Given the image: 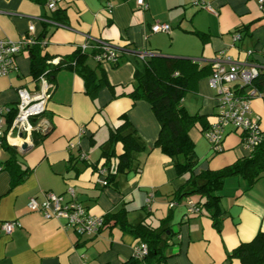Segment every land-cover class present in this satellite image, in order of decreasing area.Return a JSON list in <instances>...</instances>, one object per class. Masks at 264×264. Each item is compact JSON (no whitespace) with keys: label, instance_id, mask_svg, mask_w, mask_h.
<instances>
[{"label":"crops","instance_id":"crops-1","mask_svg":"<svg viewBox=\"0 0 264 264\" xmlns=\"http://www.w3.org/2000/svg\"><path fill=\"white\" fill-rule=\"evenodd\" d=\"M206 1L214 11L193 9L189 0H146L144 10L136 6V0H60L57 6L63 10L64 22L54 25L48 18L53 13L47 0H0V38L19 40L27 35L30 24L39 36L47 23L48 43L42 53L54 63L71 60L80 52L79 46L87 43L80 63L94 71L95 82L103 77L90 94L73 67L55 71V88L44 113L49 131L33 132L32 140L34 133L41 138L32 141L26 151L15 150L27 175L14 186L11 173L4 168L8 154L0 145V264H123L134 256L135 237L118 226L93 236L81 235L63 219H45L28 208L30 197L41 201L48 191L69 199L68 186L92 216L124 209L130 224L146 220L154 226L167 217L166 225L173 234L166 242L165 264H242L229 253L257 232H264V175L251 185L240 175L224 180L219 192V229L205 209L188 214L186 199L195 201L198 195L177 197L187 175H179L173 160L155 146L160 126L149 102L128 96L135 70H143L144 65L130 54L158 52L155 62L160 74L165 72L163 58L185 61L180 66L184 72L192 69L188 61L196 60L193 68L201 73L188 80L182 99L190 114L202 117L189 131L198 157L194 173L216 170L249 155L243 134L231 126L221 152H213L203 135V125L213 122L216 114V100L207 81L208 64L220 50L235 58H243L246 50L253 51L254 60L264 57V1ZM155 22L169 24L170 31L152 33ZM240 29L241 39L233 43V34ZM98 41L109 42L120 52L126 50L117 66L94 61L92 44ZM15 62L17 71L0 76V106H15L18 87L31 92L38 88L32 79L28 49ZM262 94L252 99L251 106L264 134V89ZM123 122L127 123L123 133L137 137L143 148L132 153L129 169L117 172L109 185H103L105 175L97 172L105 167L103 144L111 129ZM114 149L119 154L122 145L117 143ZM111 161L113 166L117 162L116 158ZM5 222L14 223L10 234L2 227Z\"/></svg>","mask_w":264,"mask_h":264},{"label":"trees","instance_id":"trees-1","mask_svg":"<svg viewBox=\"0 0 264 264\" xmlns=\"http://www.w3.org/2000/svg\"><path fill=\"white\" fill-rule=\"evenodd\" d=\"M61 11L63 10L57 6L52 11L53 14L48 18L58 24H63L64 19L61 17ZM237 31L243 32L241 29ZM35 37L37 41L26 47L30 56L32 79L37 84L39 75L47 78L48 82L52 84L49 91L50 95L55 88L54 73L60 68L73 67L82 77L85 90L90 94L103 82V77L99 79V82H95L96 75L94 71L88 65L80 63V59L85 55L81 50L80 52H75L71 60L60 59L56 63L42 53V49L48 43L47 23H44V29L41 34ZM125 51H117L118 56L121 58ZM150 52L152 56L142 59L143 70H135V83L133 89L128 92V96L133 100L143 99L149 102L160 126L155 146L173 160L179 175H187L184 185L176 191L177 197L198 195L197 200H195L200 208L198 213L205 209L207 215L212 219L213 225L219 229L222 218L219 192L222 189L224 180L232 175H240L251 185L264 175V136L249 155L239 158L232 164L222 168L216 170L207 169L195 174L194 169L198 164V157L189 131L202 117L198 114H190L183 106L182 99L188 90V80L191 77L200 75L201 69L193 68L197 61L190 60L188 62L191 64L187 61L186 63L192 69L189 72H184L180 66L181 62L185 63V61L166 57L162 61L165 72L160 74L155 62L158 59L157 57H159V53L156 51ZM96 62L98 64L103 63ZM118 64L119 62L113 64V66ZM208 65L210 67V63ZM255 85L261 91L264 89V73L256 80ZM13 116L14 108L12 107L8 118L11 120ZM126 125L127 123L123 122L120 126L111 129L108 139L103 144V157L106 158L103 166H105L107 171L104 177L106 180L105 185L111 183L117 172L129 169L134 158L132 153L143 148L137 137L131 133H123ZM208 126L209 124L203 125L202 131ZM33 135V143L37 142L38 138H41L35 136V133ZM117 143L122 145V151L119 154H116L114 149ZM0 145L8 154L7 159L4 161V168L11 173V186H14L27 175V171L22 170L17 161L15 146L9 145L3 139ZM112 158L117 160L114 166L111 161ZM102 219L103 223L98 232L109 226H118L121 230L132 234L135 237L136 244L145 243L147 246V253L144 257L138 258L134 255L123 264H136L139 262L144 264H165L167 258L165 255L166 242L173 234L171 228L166 225L167 217L161 219L156 226L146 220H142L137 224H130L126 220V211L120 209L119 211L105 214ZM229 256L237 258L242 264H264V232L259 231L250 241L240 243L229 253Z\"/></svg>","mask_w":264,"mask_h":264},{"label":"built area","instance_id":"built-area-1","mask_svg":"<svg viewBox=\"0 0 264 264\" xmlns=\"http://www.w3.org/2000/svg\"><path fill=\"white\" fill-rule=\"evenodd\" d=\"M60 0H47L46 5L49 10L57 8ZM264 0H259L262 3ZM191 6L200 9L214 11L206 0H189ZM139 9H146V0H136ZM109 12L111 8L108 6ZM54 25H60L51 20ZM151 31L166 32L170 31L167 23L155 22L151 25ZM27 35L19 40L0 38V76L7 75L11 70L17 71L15 62L16 56L26 49L28 45L34 44L36 40L35 26H28ZM241 33L235 31L233 43L241 39ZM45 43V41H44ZM92 58L98 62L116 64L120 57L117 48L109 42L98 41L92 44ZM83 52L88 48L87 43L79 46ZM137 57L141 60L152 56L150 51H139ZM252 50H246L243 58H235L226 50L218 51L209 61L211 72L208 78L209 87L215 91L216 100L215 120L203 130V135L209 142L213 152L223 150L222 142L227 132V127H232L234 131L243 134V144L250 153L263 139L259 119L252 112L251 101L255 97H261L262 91L255 85L256 80L264 73V57L261 60H254ZM52 84L43 75L38 77V88L34 91L26 87H18V101L14 108V116L8 118L11 108L0 106V142L2 139L9 145L19 147L23 143L32 144V133H43L49 129V121L44 117L47 103L50 97ZM83 131V129H82ZM85 157L81 154V159ZM98 173L106 174L105 167H99ZM105 177V176H104ZM102 184H106L105 178ZM69 199H65L63 194L46 192L44 199L38 201L34 197L28 200V208L38 211L45 219L61 218L67 225L73 227L81 235H95L103 223V217L92 216L74 198V191L71 186L67 187ZM151 200V195L146 202ZM173 202L170 203V206ZM186 209L188 214H196L200 208L196 202L189 198L186 199ZM13 222H5L2 227L6 234H10ZM147 253L145 243H138L135 246L134 255L142 258Z\"/></svg>","mask_w":264,"mask_h":264},{"label":"water","instance_id":"water-1","mask_svg":"<svg viewBox=\"0 0 264 264\" xmlns=\"http://www.w3.org/2000/svg\"><path fill=\"white\" fill-rule=\"evenodd\" d=\"M49 130H46L45 132H43L42 134H46ZM32 144H27V143H23L21 144L19 147H17L16 149H18L19 151L23 152L26 151L27 149H29L31 147Z\"/></svg>","mask_w":264,"mask_h":264},{"label":"rangeland","instance_id":"rangeland-1","mask_svg":"<svg viewBox=\"0 0 264 264\" xmlns=\"http://www.w3.org/2000/svg\"><path fill=\"white\" fill-rule=\"evenodd\" d=\"M191 8H195L194 6H191ZM153 33V32H152ZM161 33H164V32H156V34H161ZM165 34V33H164ZM144 39H146V37H144ZM169 42V41H168ZM130 56H131V58L132 59H134V57H137V55L136 54H130ZM138 60H139V64H141V65H143V63H142V60L140 59V58H138ZM107 64V63H106ZM208 76H207V81H208ZM211 89V88H210ZM211 91L213 92V94L215 93V91L214 90H212L211 89ZM194 198H197V197H194Z\"/></svg>","mask_w":264,"mask_h":264}]
</instances>
